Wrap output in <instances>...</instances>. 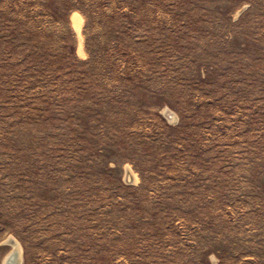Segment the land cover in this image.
<instances>
[{
  "label": "rangeland",
  "instance_id": "374dc122",
  "mask_svg": "<svg viewBox=\"0 0 264 264\" xmlns=\"http://www.w3.org/2000/svg\"><path fill=\"white\" fill-rule=\"evenodd\" d=\"M13 242L264 264V0H0V264Z\"/></svg>",
  "mask_w": 264,
  "mask_h": 264
},
{
  "label": "bare ground",
  "instance_id": "6f19581e",
  "mask_svg": "<svg viewBox=\"0 0 264 264\" xmlns=\"http://www.w3.org/2000/svg\"><path fill=\"white\" fill-rule=\"evenodd\" d=\"M166 112V111H165ZM167 114H168V116L169 117H171L172 116V114L170 113V112H166ZM129 174H130V172H129ZM132 178V179H131ZM133 175L132 174H130V177H129V179L131 180V182H133L134 180H133ZM137 181V180H136ZM16 242V241H15ZM11 243H12V241H11ZM13 247H14V251H13V253L6 259V264H21V252H20V249H19V246L16 244V243H14L13 242ZM17 257V259L16 260H13V259H15Z\"/></svg>",
  "mask_w": 264,
  "mask_h": 264
},
{
  "label": "water",
  "instance_id": "95a60500",
  "mask_svg": "<svg viewBox=\"0 0 264 264\" xmlns=\"http://www.w3.org/2000/svg\"><path fill=\"white\" fill-rule=\"evenodd\" d=\"M129 177H130L129 172H126V173H125V182H126V183H131V180L129 179Z\"/></svg>",
  "mask_w": 264,
  "mask_h": 264
}]
</instances>
